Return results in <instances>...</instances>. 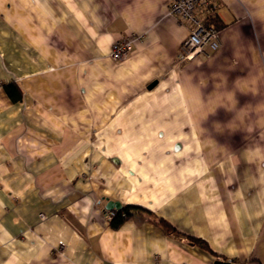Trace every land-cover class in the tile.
Instances as JSON below:
<instances>
[{
  "label": "crops",
  "instance_id": "crops-1",
  "mask_svg": "<svg viewBox=\"0 0 264 264\" xmlns=\"http://www.w3.org/2000/svg\"><path fill=\"white\" fill-rule=\"evenodd\" d=\"M170 1L0 0V264H264V0L181 67Z\"/></svg>",
  "mask_w": 264,
  "mask_h": 264
},
{
  "label": "built area",
  "instance_id": "built-area-1",
  "mask_svg": "<svg viewBox=\"0 0 264 264\" xmlns=\"http://www.w3.org/2000/svg\"><path fill=\"white\" fill-rule=\"evenodd\" d=\"M217 0H171L167 13L176 17L188 27V33L181 41L175 55L174 66L181 67L199 57L208 56L216 51L219 46V28L211 21L216 13ZM139 35H127L111 44L110 56L119 61L130 52L133 42ZM113 211H109L111 217Z\"/></svg>",
  "mask_w": 264,
  "mask_h": 264
},
{
  "label": "trees",
  "instance_id": "trees-1",
  "mask_svg": "<svg viewBox=\"0 0 264 264\" xmlns=\"http://www.w3.org/2000/svg\"><path fill=\"white\" fill-rule=\"evenodd\" d=\"M211 21L214 23V25L217 28L223 27L225 24L221 22V20L216 16V13L211 17ZM7 89V92H9L12 95V98L14 100H19L21 98V93L18 91V96H13L11 93V87L12 85L8 84L5 86ZM135 215H143L145 216L149 221L159 225L163 232L167 235H173V236H180L182 235L185 237L188 244L196 245L200 247L201 249L208 251L209 253H213V251L209 248L207 242L196 236L188 235L180 233L174 226H172L169 222L162 219L161 217H156L151 213L150 210L147 208L136 205V204H123L119 209L114 210L113 214L110 218V225L114 228L120 226L123 222L130 220Z\"/></svg>",
  "mask_w": 264,
  "mask_h": 264
},
{
  "label": "water",
  "instance_id": "water-1",
  "mask_svg": "<svg viewBox=\"0 0 264 264\" xmlns=\"http://www.w3.org/2000/svg\"><path fill=\"white\" fill-rule=\"evenodd\" d=\"M156 83V81H153L151 82L149 85H148V88H151L154 84ZM121 203H119L118 201H107L106 203V208L107 209H119L121 207ZM216 264H228V262H225V261H221V260H217L215 261Z\"/></svg>",
  "mask_w": 264,
  "mask_h": 264
}]
</instances>
